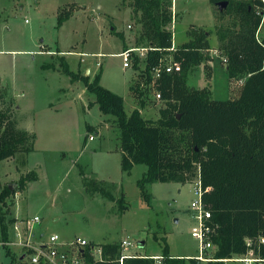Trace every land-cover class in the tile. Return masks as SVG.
<instances>
[{
    "label": "rangeland",
    "instance_id": "1",
    "mask_svg": "<svg viewBox=\"0 0 264 264\" xmlns=\"http://www.w3.org/2000/svg\"><path fill=\"white\" fill-rule=\"evenodd\" d=\"M134 1L0 0V82L5 94L0 110H9L17 127L35 136L31 153L0 163V195L6 188L12 192L4 208L8 220L19 224L41 218L35 231L44 240L55 234L64 242L81 238L97 245L128 240L133 244L130 253L163 255L167 248L187 258L198 247L191 215L198 184L156 182L148 187L151 196L146 199L139 182L148 167L137 165L131 174L122 170L118 118L102 113L96 95L84 81H72L61 64L64 58L74 73L91 82L99 79L102 87L124 99L128 115L138 109L145 119L158 120L165 101L150 87L142 108L131 91L137 82L133 62L125 68L119 55L125 45L135 46L140 30ZM174 7L175 47L189 40L192 25L212 33L208 63L213 79L201 65L188 85L210 87L220 101L237 97L241 83L228 77L211 2L176 0ZM67 11L72 16L59 27L60 14ZM23 178L27 181L21 190ZM93 187L99 190L90 192ZM9 224L14 237L16 224ZM11 250L15 256L22 253L17 247ZM0 264H12L3 246Z\"/></svg>",
    "mask_w": 264,
    "mask_h": 264
},
{
    "label": "trees",
    "instance_id": "2",
    "mask_svg": "<svg viewBox=\"0 0 264 264\" xmlns=\"http://www.w3.org/2000/svg\"><path fill=\"white\" fill-rule=\"evenodd\" d=\"M209 1L214 8L218 49L226 58L228 77L244 81L236 98L216 100L210 87L197 89L188 85L190 75L201 65L212 76L208 63L212 60V33L192 25L189 40L173 50V0H135L132 5L140 30L131 48L149 51L144 58L133 54L137 82L131 91L145 108L144 98L150 87L158 90L166 103L158 120L145 119L138 109L128 115L124 99L102 87L99 79L91 82L74 73L64 58L61 64L72 81H84L88 91L96 95L102 113L118 118L122 170L131 174L137 165L148 167L139 182L146 199L151 196L148 187L156 182L186 185L200 181L204 190L211 189L204 193L203 205L218 226L213 239L214 256L229 260L248 251L247 239L264 238V32L258 33L264 20V0ZM220 3L226 4L223 10ZM71 16L70 11L62 12L59 27ZM131 48L125 45L126 50ZM169 62L178 63L180 71L163 72L156 78L155 70ZM4 99L0 82V102ZM34 141L32 133L17 127L9 110H0V163L21 153H31ZM26 181L22 179L21 190ZM94 190L99 189L93 187L90 192ZM102 193L113 200L111 194ZM11 194L6 188L0 195V241L4 242L11 240L9 223H16L14 219L8 220L4 212ZM100 246L103 260L92 257V249L87 247V264L158 263L152 256L129 258L121 263V243ZM4 249L12 264H28L24 252L15 256L10 248ZM167 250L161 264H187L189 259L173 257Z\"/></svg>",
    "mask_w": 264,
    "mask_h": 264
},
{
    "label": "built area",
    "instance_id": "3",
    "mask_svg": "<svg viewBox=\"0 0 264 264\" xmlns=\"http://www.w3.org/2000/svg\"><path fill=\"white\" fill-rule=\"evenodd\" d=\"M175 1L173 0L174 6ZM264 26V20L260 27ZM258 32V33H259ZM147 48H131L123 51L119 54L124 59L125 68H130L132 62H134V55H140L141 58L145 57L148 53ZM174 71H180V65L178 63L169 62L163 67H159L155 70V77L160 78L163 72L172 73ZM241 86L244 81H239ZM161 99V94L157 96ZM198 187L196 189V195L198 199L192 206V218L194 220V226L192 228V238L197 241L198 247L194 256L187 257L189 260H195L200 264H208L210 262L223 261L225 263L229 261L241 263V264H264V238L259 239H247L248 251L243 255H237L229 260H218L214 256V237L217 235L218 226L212 222V213L204 208L203 195L205 192H209L211 189H203L200 181L196 182ZM41 218L35 216L33 219H28L22 223H15L14 237L8 242L0 241V248L8 247L13 249L16 247L24 252V257L29 260L30 264H87L85 259V249L91 247V256L97 261L103 260V251L100 245L92 246L93 242H89L85 239L78 238L73 241L64 242L60 236L52 235L48 240H44L43 236H38L36 233V227L40 224ZM12 235V233H11ZM39 238H38V237ZM133 244L128 240L121 242L122 257L121 263L125 259L139 258L137 253L128 252ZM32 251V253H29ZM160 264L163 257H152ZM28 263V264H29Z\"/></svg>",
    "mask_w": 264,
    "mask_h": 264
},
{
    "label": "crops",
    "instance_id": "4",
    "mask_svg": "<svg viewBox=\"0 0 264 264\" xmlns=\"http://www.w3.org/2000/svg\"><path fill=\"white\" fill-rule=\"evenodd\" d=\"M175 8V7H174ZM134 47V46H133ZM129 48H131V47H129ZM213 48V47H212ZM177 49V47H175V45L173 44V50H176ZM144 58V57H143ZM210 66L212 67V79H213V75H214V68H213V65L212 64H210ZM142 68H143V66H142ZM0 79H1V81H2V77L0 76ZM4 82H5V80H4ZM236 98V97H235ZM41 236H43L44 234L43 233H39ZM145 244L146 243H142V244H140L141 245V247H144L145 246ZM139 256H152V257H163V255H148V254H142V253H137ZM173 257H182V256H184V255H173V254H171ZM189 257V256H188Z\"/></svg>",
    "mask_w": 264,
    "mask_h": 264
},
{
    "label": "water",
    "instance_id": "5",
    "mask_svg": "<svg viewBox=\"0 0 264 264\" xmlns=\"http://www.w3.org/2000/svg\"><path fill=\"white\" fill-rule=\"evenodd\" d=\"M219 6H220V9L223 10L224 7H226V4L225 3H220Z\"/></svg>",
    "mask_w": 264,
    "mask_h": 264
}]
</instances>
